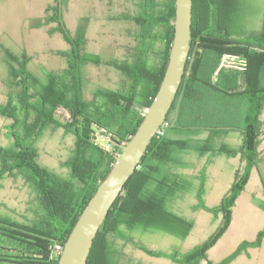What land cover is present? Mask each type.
Listing matches in <instances>:
<instances>
[{"label":"trees","instance_id":"1","mask_svg":"<svg viewBox=\"0 0 264 264\" xmlns=\"http://www.w3.org/2000/svg\"><path fill=\"white\" fill-rule=\"evenodd\" d=\"M131 1L136 7L134 14L110 18L136 25L135 44L125 51L123 58H102L84 51L83 33L77 31L72 35L64 25L65 0H53L44 15L33 22L35 26L53 23L48 32L62 35L68 48L54 53L64 59L65 69L57 73L43 70L42 76H38L28 70L24 50L20 57L8 49H0L9 77L7 105L14 130L12 146H0V180L4 176L21 177L34 192L36 202L32 216L26 221L0 215V262L57 264L58 257L52 255L53 245L64 244L79 213L121 152L114 145L105 150L98 144L97 134L126 142L152 101L168 60L175 4L174 0ZM236 1L192 0L190 50L181 83L165 118L170 125L164 135L152 137L138 167L110 207L94 238L87 264H120L109 235L129 241L124 229L160 230L187 236L194 222L175 213L171 203L175 197L190 191L197 200L193 209L223 214L219 231L184 255L155 252L138 243L135 246L151 256L165 257L178 264H200L202 260L206 264H229L264 242L263 227L254 240L242 241L221 261L213 263L207 258V250L229 225L231 209L252 168L258 164L256 150L264 136V118L260 120L264 106V19L261 30L253 35L235 33L230 24ZM227 54L245 58L242 73L221 65L222 57ZM87 64L116 70L121 84L116 88L97 87L89 99L85 98ZM231 101L243 103L237 124L241 136L238 150L224 143L214 144L221 132L217 127L231 126L225 107ZM135 106L141 109L140 113L133 110ZM59 108L69 115V120L60 125L74 136L72 155L65 162L67 176L40 164L35 146L47 125H59L55 118ZM208 119L216 124H210ZM204 131L208 132L207 137L196 138ZM189 151L211 156L241 153L243 164L219 205L210 207L204 202L210 160L195 177L197 185L193 186L177 171L184 166L181 156Z\"/></svg>","mask_w":264,"mask_h":264},{"label":"rangeland","instance_id":"2","mask_svg":"<svg viewBox=\"0 0 264 264\" xmlns=\"http://www.w3.org/2000/svg\"><path fill=\"white\" fill-rule=\"evenodd\" d=\"M63 22L72 35L77 31L83 33L85 39L84 51L98 54L102 58H123L125 51L135 44L136 25L125 20H112L111 17L122 16L125 13L134 14L136 7L131 0H65ZM53 0H0V49H8L12 54L21 57V51L26 54V65L38 76L43 70L60 72L67 64L60 54L68 44L58 32L49 33L53 23L35 26L33 22L44 15ZM236 10L230 24L231 29L242 36H249L261 30L264 19V0H237ZM157 48V46H156ZM20 54V55H19ZM3 52L0 50V146L11 147L14 131L11 123L7 91L9 77L3 62ZM245 58L238 55H224L221 65L227 69L242 73ZM86 90L85 98L91 97V91L97 87L116 88L121 84L120 74L107 66L87 64L84 68ZM264 77V72H263ZM215 79V78H214ZM213 79V80H214ZM240 80L239 87L242 88ZM229 124L221 126L214 144L222 143L239 149L241 143L240 130L237 127L243 103L231 101L225 106ZM137 113L141 109L133 108ZM145 113V112H144ZM144 115V114H143ZM55 118L57 124L47 125L35 143L37 160L62 176L68 175L65 162L72 155L74 136L64 131L60 123L69 120L68 113L59 108ZM264 118V106L260 120ZM207 120V119H206ZM210 124L215 120L208 119ZM221 122V121H220ZM114 131V130H113ZM208 132L196 136L205 138ZM97 142L103 138L97 134ZM103 140V139H102ZM105 141V140H104ZM257 168H252L244 188L237 197L231 209L229 225L218 235L213 245L207 250V258L217 263L231 254L242 241H252L259 230L264 227V136L257 146ZM184 166L177 171L182 173L192 185H197V177L202 167L206 168V192L204 202L213 207L220 204L222 198L229 192L237 170L243 164L240 152L233 155L223 153L211 156L210 153L189 151L181 156ZM35 194L25 184L21 177L4 176L0 180V215H7L19 221H26L35 208ZM197 202L193 191L180 194L171 203V209L194 222V227L185 237L168 234L160 230L135 229L131 232L123 230L129 241L109 235L112 247L118 252L119 263L126 264L135 261L138 264H178L161 256H151L135 246H140L155 252L176 253L184 255L200 243L219 231L223 223L221 212L213 213L203 209H193ZM250 251V252H249ZM248 255L242 253L229 264H264V242L258 248H251ZM0 264H10L0 262ZM200 264H206L202 260Z\"/></svg>","mask_w":264,"mask_h":264},{"label":"water","instance_id":"3","mask_svg":"<svg viewBox=\"0 0 264 264\" xmlns=\"http://www.w3.org/2000/svg\"><path fill=\"white\" fill-rule=\"evenodd\" d=\"M174 4L173 37L159 87L135 132L126 142L101 135L112 145L118 146L121 152L115 156L108 173L79 213L63 244L57 264H87L90 248L103 220L138 167L152 137L171 108L190 50L192 22V0H174Z\"/></svg>","mask_w":264,"mask_h":264},{"label":"built area","instance_id":"4","mask_svg":"<svg viewBox=\"0 0 264 264\" xmlns=\"http://www.w3.org/2000/svg\"><path fill=\"white\" fill-rule=\"evenodd\" d=\"M170 125V122L168 120H164L160 126L158 127L156 134L157 135H164L166 132V129ZM103 139V138H102ZM98 143L100 146H102L105 150H110L112 148V144L103 139ZM105 140V141H104ZM63 245L61 243H55L52 247V255L54 257H58L62 251Z\"/></svg>","mask_w":264,"mask_h":264},{"label":"crops","instance_id":"5","mask_svg":"<svg viewBox=\"0 0 264 264\" xmlns=\"http://www.w3.org/2000/svg\"><path fill=\"white\" fill-rule=\"evenodd\" d=\"M254 168H256V170L259 172V170H258V168L257 167H254ZM258 248V247H257ZM251 249V248H250ZM249 251V250H248ZM250 252V251H249ZM246 255H248V254H246Z\"/></svg>","mask_w":264,"mask_h":264}]
</instances>
